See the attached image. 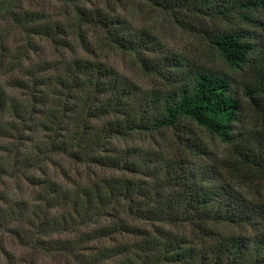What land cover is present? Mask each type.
Returning a JSON list of instances; mask_svg holds the SVG:
<instances>
[{
    "label": "rangeland",
    "instance_id": "1",
    "mask_svg": "<svg viewBox=\"0 0 264 264\" xmlns=\"http://www.w3.org/2000/svg\"><path fill=\"white\" fill-rule=\"evenodd\" d=\"M153 1L160 0H80L76 4L118 17L131 33L143 34L146 45L136 51L118 49L101 28L81 22L72 2L15 0L12 11L40 17L39 22L25 27L45 24L51 28L47 35L26 32L9 16L0 17V221L5 222L0 225V264H141L132 251L146 236H182L185 247L200 249L219 237L252 233L246 225L207 224L201 231L187 222L144 220L130 215L122 200L106 215L86 222L69 206L53 200L58 193L73 199L81 197L83 189L105 191L104 181L128 178L142 188H158L164 200L176 203L180 191L165 179L164 161L177 159L185 168L213 170L219 181L257 208L258 229L264 232V172L238 162L230 144L187 120L181 121L178 130H136L111 138L95 152L101 157L115 151L134 154L133 159L145 167L138 176L70 157L55 147L75 130L87 107L97 105L96 100L86 99L84 90L73 88L67 68H74L76 60L111 69L133 89L125 98L128 107L144 109L150 120L160 116L165 96L189 87L196 72L224 74L241 107L239 138L243 135L251 144L264 145V115L256 113L244 96L254 84L251 66L230 67L202 33L218 27L247 30L264 43V31L235 15L222 20L199 12L210 1L228 0H164L159 5ZM67 83L72 86L68 88ZM10 105L17 114L9 110ZM109 119L112 115L88 120L97 128ZM61 216L66 217L65 223ZM100 229L104 233H98ZM111 249L121 252L111 259L100 255Z\"/></svg>",
    "mask_w": 264,
    "mask_h": 264
},
{
    "label": "trees",
    "instance_id": "2",
    "mask_svg": "<svg viewBox=\"0 0 264 264\" xmlns=\"http://www.w3.org/2000/svg\"><path fill=\"white\" fill-rule=\"evenodd\" d=\"M61 1L74 3L77 18L81 22L101 28L108 41L118 49L136 51L146 45L143 34L139 36L131 33L118 17H109L98 9L87 10L79 7L76 4L80 0ZM160 1L153 2L159 5ZM14 7L15 0H0V17L9 16L26 32L40 35L51 32V28L45 24L25 27L39 22L40 17L27 12L16 13L12 11ZM200 9L199 12L204 16L220 17L222 20H228L229 16L235 15L251 27L264 31V19L256 17L264 18V0H228L220 3L210 1ZM202 33L230 67L242 69L251 66L254 84L245 90L244 96L256 113L264 115L262 38L252 31L219 27ZM73 66L74 68H67V72L72 74L73 88L84 90L86 99L96 100L97 105L87 107L85 114L77 120L79 123L75 130L69 131L67 136L55 145L57 150L66 152L73 158H86L96 165L138 176L143 173L145 167L133 159L134 154L115 151L112 155L101 157L95 155V152L104 148L111 138L124 137L136 130L156 131L166 127L178 130L181 128V121L187 120L215 136L221 143L230 144L232 154L238 162L264 172V145L260 142L251 144L242 134L239 138L241 107L239 100L231 92V81L226 75L196 72L189 87L165 96L160 116L150 120L144 109L135 111L128 107L125 98L133 94V89L131 90L127 82L119 80L111 69L82 60L74 61ZM2 102L3 99H0V106ZM9 110L17 114L13 105H10ZM110 115L113 119L107 120L97 128L89 125L90 118L103 119ZM13 130L16 131V128ZM184 165V162L178 159L164 161V167L167 169L165 179L174 182L180 191L179 202L176 203L170 199L164 200L158 193V188H142L139 182L128 178L104 181L105 191L97 187L93 192L83 189L82 196L73 199L58 193L53 200L57 204L63 202L69 206L77 218L86 222H93L106 215L113 204L122 200L127 203V212L130 215L134 214L144 220L187 222L201 231L206 230L207 224L236 227L246 225L252 229L249 235L219 237L200 249L185 247L186 241L182 236L162 233L146 236L139 244L134 245L135 251H132L141 264H264V232L258 229L260 215L257 208L230 185L219 181L213 170L203 169L200 172L196 168H185ZM43 200L49 203V200ZM60 218L62 223L66 222L65 216ZM0 222L1 226L5 224L4 221ZM119 226L132 231L121 224ZM98 233H104V229H100ZM120 252L117 249L104 250L100 255L111 259ZM118 264L134 263L121 261Z\"/></svg>",
    "mask_w": 264,
    "mask_h": 264
}]
</instances>
